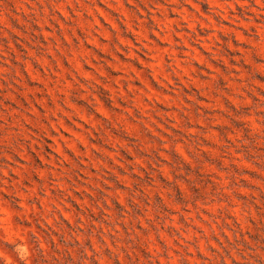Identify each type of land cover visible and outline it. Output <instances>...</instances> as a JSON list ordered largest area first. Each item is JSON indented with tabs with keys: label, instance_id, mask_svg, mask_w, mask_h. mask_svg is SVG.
<instances>
[{
	"label": "rangeland",
	"instance_id": "rangeland-1",
	"mask_svg": "<svg viewBox=\"0 0 264 264\" xmlns=\"http://www.w3.org/2000/svg\"><path fill=\"white\" fill-rule=\"evenodd\" d=\"M0 264H264V0H0Z\"/></svg>",
	"mask_w": 264,
	"mask_h": 264
}]
</instances>
